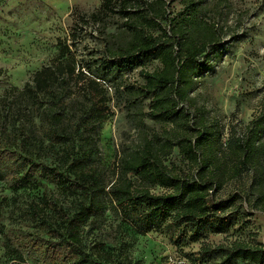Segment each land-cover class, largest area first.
<instances>
[{"label": "trees", "instance_id": "16d2710c", "mask_svg": "<svg viewBox=\"0 0 264 264\" xmlns=\"http://www.w3.org/2000/svg\"><path fill=\"white\" fill-rule=\"evenodd\" d=\"M169 13L165 0H103L91 16L96 23L118 15L124 23L121 37L112 46L106 41L96 66L82 64L93 78L86 97H99L107 106L112 98L99 81L106 83L112 72L115 100L145 128L140 145L121 160L109 191L99 170L70 169L79 152L74 136L100 127L109 113L94 104L64 105L72 79L86 77L69 45L60 43V54L49 66L0 100V181L13 193L47 183L74 198L69 210L44 189L27 205L28 218L44 235L7 229L0 216L3 246L15 264H125L103 245L85 242L86 229L97 226L107 204L119 226L138 234H166L178 248L200 243L197 252L186 254L192 264H264V243L253 229L254 211L264 210V98L258 113L246 125L233 126L225 141L219 118L205 106L196 107L199 98L192 97L213 59L226 49L225 27L199 17L196 0H187L175 17ZM153 63L158 66L148 70ZM139 66L142 82H128L124 75ZM146 119L161 131L149 133ZM12 124L19 126L12 131ZM51 150H58L57 165L45 161ZM175 150L179 165L171 159ZM128 176L168 192L136 189L137 181ZM235 182L242 184L222 197L227 183ZM237 226L242 235L248 232V241L207 242Z\"/></svg>", "mask_w": 264, "mask_h": 264}, {"label": "rangeland", "instance_id": "374dc122", "mask_svg": "<svg viewBox=\"0 0 264 264\" xmlns=\"http://www.w3.org/2000/svg\"><path fill=\"white\" fill-rule=\"evenodd\" d=\"M165 1L169 5V15L173 17L187 3V0ZM196 1L201 10L199 17L225 27L226 49L220 58L213 59L202 86L192 97L199 98L196 107L205 106L219 118L225 139L226 135L231 134L233 126L246 125L258 113L264 98V0ZM102 3L103 0H0V100L11 89L22 90L36 72L49 66L60 54V43H66L76 52L81 67L88 64L96 66L95 61L102 54L106 41L112 46L121 37L124 23L118 15L110 16L103 22H92L91 16L101 8ZM157 66L158 63L149 64L147 69L153 71ZM140 69L141 66L136 67L124 78L130 83H141L138 75ZM83 71L85 78H73L67 86L64 105L77 108L81 104L86 107L94 104L109 114L100 127L74 136L79 152L75 165L70 169L99 170L109 191L118 180L121 160L131 149L140 145L143 137L141 131L145 128L136 125L137 121L123 107L125 104L120 106L115 100L112 72L108 74L106 83L99 81L107 90L106 97L112 98L107 106H102L99 97H86L88 82L93 78L86 67H83ZM92 93L95 95V92ZM148 105L149 100L144 101L145 111ZM35 123L37 126L38 120L35 119ZM24 124L35 127L27 121ZM146 124L149 133L161 131L160 125L151 120L146 119ZM18 126L12 124L11 130ZM57 151L51 150L45 161L57 165L60 160ZM171 159L179 165L181 158L177 150ZM128 179L137 181L134 185L136 189L149 188L153 194L162 193L161 187H150L133 176H128ZM241 184L227 183L222 197L225 198ZM44 189L58 199L64 208H73L74 198L67 197L55 185L45 183L38 190L26 188L13 193L0 181L3 225L15 232L22 230L44 235L43 230L36 227L26 213L27 205L38 200ZM254 214L253 229L258 233V241L264 243V210H255ZM119 225L120 220L107 204V209L98 218L97 226L86 229L85 242L90 246L103 245L105 251L125 259V264H192L186 254L197 252L200 248V243L178 248L170 243L166 234L152 232L141 235ZM238 228L235 227L227 235H212L207 242L218 246L248 241V232L242 235ZM3 242L0 236V264H15L7 255Z\"/></svg>", "mask_w": 264, "mask_h": 264}, {"label": "built area", "instance_id": "2783aa9c", "mask_svg": "<svg viewBox=\"0 0 264 264\" xmlns=\"http://www.w3.org/2000/svg\"><path fill=\"white\" fill-rule=\"evenodd\" d=\"M227 137H228V135H226V137H225V141H226V139H227ZM162 190V193H157V194H163V193H167L168 192V190L167 189H161Z\"/></svg>", "mask_w": 264, "mask_h": 264}]
</instances>
